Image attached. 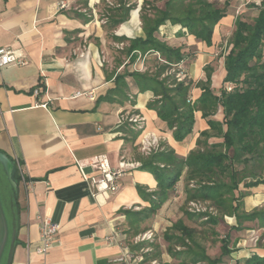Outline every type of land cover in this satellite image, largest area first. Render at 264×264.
<instances>
[{"label": "crops", "instance_id": "1", "mask_svg": "<svg viewBox=\"0 0 264 264\" xmlns=\"http://www.w3.org/2000/svg\"><path fill=\"white\" fill-rule=\"evenodd\" d=\"M85 1L0 0V48L19 50L28 60L27 65L0 68V152L23 175L20 172V229L13 264H139L121 240L127 226L122 211L148 208L138 187L152 193L157 182L138 167L123 176L115 194L106 195L91 187L89 179L99 175L93 163L100 156H106L114 168L124 159L138 163L134 146L140 139L133 145L118 130L122 112L143 117L144 135L157 136L184 158L196 148L200 134L209 130L202 113L196 112L194 133L183 143L175 141L157 112L148 109L154 94L139 93L130 77L126 78L127 98L110 94L116 88V74L125 69L145 71L142 60L125 68L126 58L118 52L124 44L111 39V35L131 40L144 37L140 11H136L143 2L112 34L104 28V14L106 8L118 7V2ZM233 23L234 16L220 22L211 46L170 23L160 28L157 37L192 55L180 65L182 79L205 82L206 68H210L211 89L219 94L226 77L224 57H220L221 28ZM78 92L95 98L75 97ZM192 93L195 101L202 91L194 88ZM223 118L222 109L213 117L218 122ZM184 187L183 177L163 208L144 224L163 244L164 263L172 259L162 234L181 216ZM257 190L244 199L246 212L264 206V186ZM43 219L60 226L58 242L45 256L36 252ZM226 219L230 226L236 225L235 218ZM247 225L234 237L233 241L239 239L229 264H245L255 254L264 257V243L252 242L263 231Z\"/></svg>", "mask_w": 264, "mask_h": 264}, {"label": "trees", "instance_id": "2", "mask_svg": "<svg viewBox=\"0 0 264 264\" xmlns=\"http://www.w3.org/2000/svg\"><path fill=\"white\" fill-rule=\"evenodd\" d=\"M231 1L144 0L139 12L144 37L131 40L111 35L113 41L124 44L123 50H118L126 58L124 67L143 60L145 71L125 69L123 74H116V88L110 94L127 98V77L136 81L139 93L152 92L155 99L148 109L157 112L179 143L194 133L196 112L202 113L209 126L186 158L166 144H160L148 156L139 151V145L134 146L140 169L151 173L157 182V190L152 193L138 187L148 208L122 211L127 230L121 240L134 255L142 257L139 264H229L228 258L239 238L233 241L229 233L221 235L219 228L226 218L236 219V225L229 226L231 231L243 232L249 228L247 224H254L256 231H263L257 236V245L264 243V207L246 212L244 206V199L264 186V0L249 4L256 10L252 18L241 14L235 18L232 29L221 28L220 47L227 42L228 49L222 56L226 77L219 94L211 89L210 68H206L205 82L179 80L180 65L192 55L183 47H171L157 37L160 28L170 23L211 46L216 27L223 19L234 16L229 12ZM160 2L162 7L158 5ZM118 5L106 8L104 14V28L112 34L138 7L131 0H119ZM230 31L232 36L227 39ZM194 88L202 91L195 101ZM220 109L223 122L213 119ZM118 130L133 145L142 134L127 123ZM213 138L221 142L210 143ZM183 177L185 201L180 208L181 216L172 220L162 234V242L172 259L164 263L159 238L157 243L153 239L137 244L135 238L150 231L145 222L163 208ZM13 180L19 187L21 175L15 164ZM193 205L200 206L199 211ZM218 244L220 254L211 256L210 249ZM245 264H264V257L255 254Z\"/></svg>", "mask_w": 264, "mask_h": 264}, {"label": "built area", "instance_id": "3", "mask_svg": "<svg viewBox=\"0 0 264 264\" xmlns=\"http://www.w3.org/2000/svg\"><path fill=\"white\" fill-rule=\"evenodd\" d=\"M64 7V5H62ZM26 56L19 50H13L11 48H0V68H5L11 65H27L28 60ZM179 80H182L181 74L178 75ZM39 91H36L38 94ZM87 96L91 99L95 97L91 93L78 92L75 97ZM130 125L133 130L142 131L140 136L139 149L140 152L148 156L160 148V140L157 136L152 134L144 135V125L146 124L143 117L136 114H126L122 112L119 118V127L125 124ZM93 167L98 171L97 177H91L89 179L91 187L104 194H115L121 188V179L128 172L141 167L139 163L122 160L117 168L111 166L109 159L106 156H100L93 163ZM21 175L22 171L20 169ZM23 177V175H22ZM193 207H196L193 205ZM199 211V208L197 209ZM40 240L39 245L36 248V252L45 256L58 242V234L60 226L52 222L49 219L41 220L40 225ZM154 238V231H147L135 238V244L151 241ZM114 239V238H113ZM259 238L253 237L252 242L256 245ZM132 255V254H131ZM135 262L140 263L143 259L140 255H132ZM45 264V263H41Z\"/></svg>", "mask_w": 264, "mask_h": 264}, {"label": "water", "instance_id": "4", "mask_svg": "<svg viewBox=\"0 0 264 264\" xmlns=\"http://www.w3.org/2000/svg\"><path fill=\"white\" fill-rule=\"evenodd\" d=\"M13 170V161L0 152V264H13L20 229L19 187Z\"/></svg>", "mask_w": 264, "mask_h": 264}, {"label": "rangeland", "instance_id": "5", "mask_svg": "<svg viewBox=\"0 0 264 264\" xmlns=\"http://www.w3.org/2000/svg\"><path fill=\"white\" fill-rule=\"evenodd\" d=\"M133 3H137L139 5L140 2H143V0H131ZM262 0H232L231 1V6L232 8H230V14H233L234 15V21H235V18L237 16H240L241 14H245L247 17L249 18H252L254 16V14L256 13V10L255 9H251L249 6V4L255 2L257 4H259ZM116 2H119V0H116ZM160 7H162L163 3H159L158 4ZM136 10V9H135ZM101 23H103L101 21ZM234 26V23L231 27V29L233 28ZM232 36L231 35V31L228 32L227 34V39ZM221 54H220V57L223 56V54L226 53L227 49H228V44L227 42H225L224 44H222L221 46ZM143 61V60H142ZM264 207V206H263ZM200 208V206H198L197 208L195 207V209H198ZM233 219V218H232ZM229 222L231 223V221L229 220ZM229 224H227L226 220L224 221V223L220 226L219 228V231L220 233H222L221 235H225L227 233H229L231 235V239L234 240V237L237 236V232L236 231H231L229 229ZM127 230V226H123V232ZM158 236L156 235V233L154 232V238L153 239H156V243L158 242ZM243 239H245V237L243 236ZM219 244L214 247L213 249H210L209 253L211 256H214V255H219L220 254V251H219ZM141 253V252H140Z\"/></svg>", "mask_w": 264, "mask_h": 264}]
</instances>
